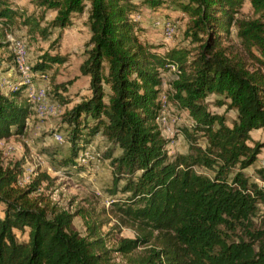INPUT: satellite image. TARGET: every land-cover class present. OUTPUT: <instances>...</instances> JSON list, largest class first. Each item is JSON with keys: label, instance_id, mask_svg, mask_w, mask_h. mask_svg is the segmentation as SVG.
I'll return each instance as SVG.
<instances>
[{"label": "trees", "instance_id": "1", "mask_svg": "<svg viewBox=\"0 0 264 264\" xmlns=\"http://www.w3.org/2000/svg\"><path fill=\"white\" fill-rule=\"evenodd\" d=\"M165 1L187 20L184 35L192 52L172 47L159 53L140 42L133 0H34L39 18L0 0V38L23 29L26 37L48 42L30 66L47 74L68 61L59 53L60 34L84 15L88 38L77 70L88 80V94L61 118L68 148L57 162L74 169L78 152L96 136L104 140L97 157L107 161L106 191L117 197L111 211L135 233L114 250L125 264H264V218L254 222L264 204V168L256 170L260 185L243 172L264 148L249 135L264 130V0L140 5L153 10ZM244 3L250 16L242 13ZM46 12L53 16L42 22ZM53 30L58 34L49 39ZM232 30L238 51L226 45ZM2 40L0 49L10 45ZM10 64L13 56L0 58V73L12 70ZM170 67L166 98L190 120L182 132L187 151L173 156L155 123L161 75ZM11 84L5 94L0 91V141L22 135L31 116L23 87L17 80ZM209 97L234 112L230 125L207 109ZM21 175L19 162L0 159V264H115L98 233L101 223L36 194L43 175L20 186ZM75 216L86 219L84 235L72 225ZM23 233L26 240H19Z\"/></svg>", "mask_w": 264, "mask_h": 264}, {"label": "rangeland", "instance_id": "2", "mask_svg": "<svg viewBox=\"0 0 264 264\" xmlns=\"http://www.w3.org/2000/svg\"><path fill=\"white\" fill-rule=\"evenodd\" d=\"M16 6L24 8L27 14H33L36 18L41 15V10L34 5V0H12ZM184 1V0H181ZM137 5L135 14L132 16L134 32L138 40L155 47V51L162 53L164 50L178 47L193 51L194 46L187 43V37L184 35L187 20L177 10H174L167 1L161 6L150 10L140 5V0H133ZM244 16H250V9L247 3L242 6ZM52 14L46 12L42 22L49 21ZM138 16V18H135ZM164 21L176 23V33L169 39H164L160 24ZM84 15L75 17L71 28L66 29L60 34L59 53L66 55L68 61L63 66L54 67L46 71V81H41V86L47 87V100L53 105L54 111L51 114L36 115L32 114L28 119V132L25 135L14 136L7 140L0 141V159L3 162H19L22 170L19 179L20 186H26L29 182L35 180L38 175L45 178L40 180L39 189L36 194H41L49 203L56 207L73 213L80 209L86 212L87 221L101 223L98 233L105 239L106 246L112 250L111 253L115 264H125L124 259L114 250L117 248L121 239H133L135 233L124 219H119L111 211L110 202L112 199L107 193L110 186V172L107 161H102L97 157L104 152L105 142L100 136H96L92 143L85 149L78 152L77 157L83 152H87L88 160L84 163H77L74 169L66 170L57 160L64 156L67 151L66 129L61 123L64 112L69 110L77 101L78 94L70 93L61 95L69 90L71 84L78 79L77 65L82 61L83 44L88 38L87 29L84 24ZM158 24L156 25V23ZM43 25V23H42ZM1 32V31H0ZM58 31L53 30L49 39L57 36ZM234 30L231 31L230 40L226 43L232 51L239 50L238 40L235 38ZM35 38V37H34ZM28 38L22 30H13L5 33L4 40L21 39L24 45L25 59L29 66H32L40 56V49H45L48 42L38 41V38ZM12 56L10 45L0 49V58L5 59ZM6 66H9L8 64ZM13 73L14 65L10 64ZM171 71L161 75L163 85L158 95V102L164 115V123L158 124L161 135L166 139L165 150L169 156L176 154H185L187 151V142L182 134L184 129L189 128L190 120L186 112L179 110L166 98L167 82L171 78ZM83 86V79L78 83ZM66 85V86H65ZM61 87L65 88L61 92ZM82 88L81 90H83ZM213 97L204 100L207 109L215 114L223 115L227 125L234 119V112L226 110L224 106H217ZM53 134H60L62 142L57 143L53 139ZM252 140L264 142V130L250 132ZM264 168V148L256 156L255 162L243 170L245 176L256 184L260 182L256 179V170ZM259 210L254 218L257 225L260 218H264V204L259 205ZM80 216L72 219L74 229L81 235L85 234L84 221ZM19 240H26L25 233L17 234ZM140 249H137V251Z\"/></svg>", "mask_w": 264, "mask_h": 264}, {"label": "built area", "instance_id": "3", "mask_svg": "<svg viewBox=\"0 0 264 264\" xmlns=\"http://www.w3.org/2000/svg\"><path fill=\"white\" fill-rule=\"evenodd\" d=\"M135 18H138V16H135ZM157 24L158 22L156 25ZM160 26L164 39H169L176 33L177 26L174 22L164 21ZM9 41L17 82L23 87V98L30 106L31 115L51 114L54 111V107L47 100V87L45 88L41 85H36V81H46L47 74L31 71L30 66L25 59L23 43L12 39H9ZM170 71H174V67H170ZM3 84L6 85L7 90L12 89L13 87L11 83L6 81H3ZM161 109L160 105V110L155 118L157 126H159L158 124H163L165 120ZM53 139L57 143L63 141L60 134H53ZM88 157L87 152H83L77 157V163H84L88 160Z\"/></svg>", "mask_w": 264, "mask_h": 264}, {"label": "crops", "instance_id": "4", "mask_svg": "<svg viewBox=\"0 0 264 264\" xmlns=\"http://www.w3.org/2000/svg\"><path fill=\"white\" fill-rule=\"evenodd\" d=\"M63 65H61V66H63ZM77 67H78V65H77ZM77 75L79 77V73L78 72H77ZM81 79H83V83H84L83 86H80V84H78L81 81ZM13 80H17V77L13 73L12 70L9 69L7 71H3V72L0 73V91L3 94H5L8 91L6 85L3 84V81H6L8 83H12ZM87 82H88V80H87L86 77H81L80 76L78 79H76L73 82V84H71L72 86H70L69 90H67L65 93H63V95L70 93V91H74L73 93H77L78 96L87 95L88 94ZM40 83H41L40 81H36V85L40 86L41 85ZM82 88H84V89L81 90ZM28 121L29 120L26 121L25 129H24L22 135H25L28 132V129H29L28 128V124H29ZM29 122L32 123V124L35 123L34 120H31V119H30Z\"/></svg>", "mask_w": 264, "mask_h": 264}]
</instances>
